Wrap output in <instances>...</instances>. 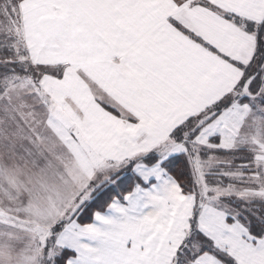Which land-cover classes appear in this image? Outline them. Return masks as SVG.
I'll use <instances>...</instances> for the list:
<instances>
[{"label":"snow or ice","instance_id":"6c2138e0","mask_svg":"<svg viewBox=\"0 0 264 264\" xmlns=\"http://www.w3.org/2000/svg\"><path fill=\"white\" fill-rule=\"evenodd\" d=\"M0 264H264V0H0Z\"/></svg>","mask_w":264,"mask_h":264}]
</instances>
